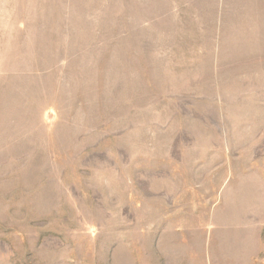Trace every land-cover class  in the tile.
<instances>
[{
	"label": "rangeland",
	"instance_id": "374dc122",
	"mask_svg": "<svg viewBox=\"0 0 264 264\" xmlns=\"http://www.w3.org/2000/svg\"><path fill=\"white\" fill-rule=\"evenodd\" d=\"M0 264H264V0H0Z\"/></svg>",
	"mask_w": 264,
	"mask_h": 264
}]
</instances>
